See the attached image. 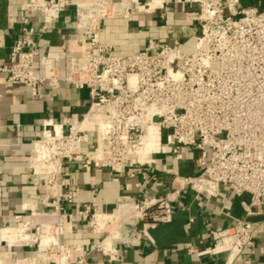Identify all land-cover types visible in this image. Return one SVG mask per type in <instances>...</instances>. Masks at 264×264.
<instances>
[{"label": "built area", "instance_id": "obj_1", "mask_svg": "<svg viewBox=\"0 0 264 264\" xmlns=\"http://www.w3.org/2000/svg\"><path fill=\"white\" fill-rule=\"evenodd\" d=\"M171 2L198 8L192 20L199 34L190 54L178 41H150L139 53L116 56L113 46L102 41L103 22H132L140 13L163 10L167 0H28L21 5L23 24L42 14L45 26L39 31L22 29L23 38L9 59L0 61V75L9 85H25L33 96L43 86L58 92L63 83L87 89L91 103L80 120L43 121L29 163L33 174L46 178L40 195L45 210L33 211L27 219L17 215L13 227L0 228V253L13 252L16 263L18 250H24L25 264H89L85 255L72 260L73 251L82 252L80 246L62 242V204L74 201L70 183L61 178L65 162H78L87 173L109 169L121 174L127 166L131 178L145 179V170L158 159L163 170L175 176L173 190L141 204L122 203L129 211L121 218H106L102 226L100 217L107 214L89 204L79 212L94 234H105L96 250L118 261L120 252L113 242L123 223H170L173 204L184 191L212 198L220 196L222 187H229L236 197H250L242 203L245 217H232L230 227L211 232L207 249L197 253L188 245V253L198 258L225 255L224 264H238L256 245L264 228V220L250 219L262 215L254 208L264 206V11L241 9L240 0ZM70 8L74 28L82 33L81 54L57 50L41 57L35 36ZM151 129L159 145L146 151ZM184 149L199 153V175H180ZM114 221L119 225L108 232ZM4 231L16 232L13 244L3 239ZM44 236L47 242L42 245Z\"/></svg>", "mask_w": 264, "mask_h": 264}, {"label": "crops", "instance_id": "obj_2", "mask_svg": "<svg viewBox=\"0 0 264 264\" xmlns=\"http://www.w3.org/2000/svg\"><path fill=\"white\" fill-rule=\"evenodd\" d=\"M27 1L0 0V61L9 59L12 48L23 38V28L39 31L45 26L42 14H34L28 24L21 22L20 8ZM167 1L163 10L140 13L132 22H103L102 41L113 46L112 54L139 53L150 41L159 45H173L178 41L185 53H192L199 34L192 16L198 8ZM74 22V10L67 9L59 20L47 25L44 34L35 36L41 57L57 50L81 54L82 33L74 28ZM90 103L87 89L79 90L63 83L58 92L43 86L39 94L33 96L25 85H9L0 75V228L13 227L17 215L27 219L33 211L45 210L40 195L46 178L33 174L29 163L33 142L41 136L43 121L80 120ZM182 152L180 175H199V153L186 149ZM166 164L169 169L173 167L170 156ZM127 168L121 174H112L109 169H93L87 173L80 163L65 162L61 178L70 183L69 191L74 201L71 205L65 201L62 204L66 214L62 242L82 248V252H72L73 261L85 255L89 264H224L225 255L198 258L188 253L187 246H193L197 253L202 252L211 244L212 231L230 227L232 217H245L242 203L248 202L250 197H236L229 187H222L220 196L212 198L197 197L190 190L184 191L173 204L170 223L156 227H148L140 220L123 223L113 242L120 252L118 261H111L96 250L105 234H94L89 221L79 215L85 205H92L98 213L116 214L121 218V213L129 211L122 203L141 204L145 199H156L174 189L175 176L163 170L161 159L145 170V179L142 175L131 178ZM254 211L262 215L250 219L263 221L264 206L254 208ZM27 256V252L18 250V264H25ZM238 264H264V228L260 229L256 245Z\"/></svg>", "mask_w": 264, "mask_h": 264}, {"label": "bare ground", "instance_id": "obj_3", "mask_svg": "<svg viewBox=\"0 0 264 264\" xmlns=\"http://www.w3.org/2000/svg\"><path fill=\"white\" fill-rule=\"evenodd\" d=\"M158 145L159 144H158L157 132H156L155 129H151L150 132H149V135H148L146 151L155 150V149H157ZM126 212H127V210H126ZM121 215H122V213H121ZM117 216L118 215L113 214V215H106L104 217H100L99 224L102 226L104 224V222H105L103 220H105L106 218H110V217L117 218ZM15 237H16V232L15 231H4L3 232V239H8L10 241V244L14 243ZM42 242H43L42 245H44L47 242L46 236H44ZM0 264H18V263H16V258H15V255H14L13 252H6V253H0Z\"/></svg>", "mask_w": 264, "mask_h": 264}, {"label": "trees", "instance_id": "obj_4", "mask_svg": "<svg viewBox=\"0 0 264 264\" xmlns=\"http://www.w3.org/2000/svg\"><path fill=\"white\" fill-rule=\"evenodd\" d=\"M239 6L241 9L257 7L259 10L264 11V0H240Z\"/></svg>", "mask_w": 264, "mask_h": 264}, {"label": "rangeland", "instance_id": "obj_5", "mask_svg": "<svg viewBox=\"0 0 264 264\" xmlns=\"http://www.w3.org/2000/svg\"><path fill=\"white\" fill-rule=\"evenodd\" d=\"M123 214V213H122ZM116 223V224H115ZM119 225L118 221H114L113 224L111 225V227H109L107 229L108 232H113L115 230V228Z\"/></svg>", "mask_w": 264, "mask_h": 264}]
</instances>
